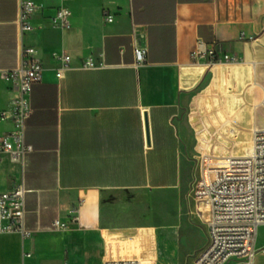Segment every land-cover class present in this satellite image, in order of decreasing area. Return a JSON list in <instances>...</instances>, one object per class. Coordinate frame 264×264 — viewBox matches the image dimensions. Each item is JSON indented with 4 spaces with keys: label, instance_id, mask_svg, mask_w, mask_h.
<instances>
[{
    "label": "crops",
    "instance_id": "0c3cea01",
    "mask_svg": "<svg viewBox=\"0 0 264 264\" xmlns=\"http://www.w3.org/2000/svg\"><path fill=\"white\" fill-rule=\"evenodd\" d=\"M60 8L70 11L68 28L51 22ZM18 19L19 0H0V71L17 68L22 46H30L44 76L32 88L26 122L33 152L24 165L0 157V192L21 183L29 190L31 235H0V264H170L171 230L179 237L202 232L193 254L200 251L211 215L190 197L195 135L182 109L210 66L191 54L201 41L239 57L264 87V0H40L32 32L22 34ZM138 46L148 49L141 67ZM62 52L71 55V70L57 79L55 56ZM91 56L100 69H82ZM224 67L214 65V80ZM234 71L221 76L233 79ZM14 96L0 80V113ZM233 98L234 117L247 119L243 95ZM12 130L10 120L0 119V136ZM251 153L246 148L244 155ZM168 203L178 206L177 225L168 221ZM74 215L79 220L70 223ZM55 220L69 228L55 230ZM255 248V264H264V225Z\"/></svg>",
    "mask_w": 264,
    "mask_h": 264
},
{
    "label": "built area",
    "instance_id": "2783aa9c",
    "mask_svg": "<svg viewBox=\"0 0 264 264\" xmlns=\"http://www.w3.org/2000/svg\"><path fill=\"white\" fill-rule=\"evenodd\" d=\"M40 0H19V19L22 34L34 30L32 18L37 13ZM70 11L60 8L51 18L54 27L68 28ZM108 23L114 17L104 14ZM148 49L135 48V63L141 67L147 63ZM191 57L197 64L237 63L239 57L219 52L198 42ZM61 67L57 79H63L71 70L72 57L67 52L56 55ZM94 57L86 59L82 69L102 67ZM44 65L36 48L22 46L20 64L9 71H0V80L12 85L14 98L9 111L0 113L2 121L10 120L13 130L0 136V157L7 154L11 161L24 165L33 148L25 142L26 122L32 113L31 93L34 85L41 83ZM196 172L190 189V197L197 206L210 211L207 223L206 245L191 257L192 264H255V241L259 227L264 225V127L253 132V152L243 156H215L199 152L196 156ZM29 190L23 183L10 191L0 192V235L15 234L29 238L26 229L25 199ZM201 213V212H200ZM77 215L70 223L78 222ZM55 230H67L69 224L55 220ZM104 264H140L138 260L108 261Z\"/></svg>",
    "mask_w": 264,
    "mask_h": 264
},
{
    "label": "rangeland",
    "instance_id": "374dc122",
    "mask_svg": "<svg viewBox=\"0 0 264 264\" xmlns=\"http://www.w3.org/2000/svg\"><path fill=\"white\" fill-rule=\"evenodd\" d=\"M241 63L242 60L217 64L225 67L217 72L215 80L211 72L214 66L209 67L194 92L192 103L182 109V116L186 117L195 135L194 161L202 151L221 157L243 156L245 149L252 147L253 130L264 127V87L257 71L239 65ZM232 67L235 68L233 79H223L221 72ZM235 94H242L249 105L250 116L247 119L234 117L232 102ZM203 209L209 211L205 207ZM165 210L169 223L177 225L178 206L168 203ZM169 236V249L173 251L170 264H192L190 256L204 242L203 233L198 230L182 232L179 237L176 231L171 230Z\"/></svg>",
    "mask_w": 264,
    "mask_h": 264
},
{
    "label": "water",
    "instance_id": "95a60500",
    "mask_svg": "<svg viewBox=\"0 0 264 264\" xmlns=\"http://www.w3.org/2000/svg\"><path fill=\"white\" fill-rule=\"evenodd\" d=\"M145 121H146V135H147V138L149 139V124H148L147 114H145Z\"/></svg>",
    "mask_w": 264,
    "mask_h": 264
},
{
    "label": "bare ground",
    "instance_id": "6f19581e",
    "mask_svg": "<svg viewBox=\"0 0 264 264\" xmlns=\"http://www.w3.org/2000/svg\"><path fill=\"white\" fill-rule=\"evenodd\" d=\"M255 130V129H254ZM254 130H253V132H254ZM252 152H253V141H252ZM141 264V263H140ZM143 264V263H142Z\"/></svg>",
    "mask_w": 264,
    "mask_h": 264
}]
</instances>
